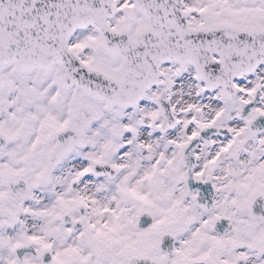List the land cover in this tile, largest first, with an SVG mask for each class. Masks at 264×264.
<instances>
[{
	"label": "rangeland",
	"instance_id": "obj_1",
	"mask_svg": "<svg viewBox=\"0 0 264 264\" xmlns=\"http://www.w3.org/2000/svg\"><path fill=\"white\" fill-rule=\"evenodd\" d=\"M114 2L121 7V12L110 21L115 28L127 26L131 34L135 35L147 24L133 0ZM185 9L189 13L188 25L191 27L219 24L229 28L264 27V0H186ZM93 32L91 29L80 32L75 37L76 48L90 65L94 64L109 73L117 74L120 60L105 52L100 44L90 40L96 38ZM52 71V74L63 72L57 67ZM14 74H18L14 66L2 71L6 86L0 91V100H20L13 87ZM259 85H262L261 103L252 110L249 117L238 120L241 109L252 99ZM185 89L191 101L182 104L183 96L181 98L180 94ZM163 90L169 91L171 99L175 94L178 95L172 106L177 109L179 125L168 133H160L162 116L152 102L153 97ZM237 91L239 92L232 99L226 97L222 89L207 92L193 70L178 73L172 64L162 68L161 83L157 89L151 90L140 105L127 110L118 107L108 109L104 104H96L94 99L82 94L83 99H87L99 111L94 128L86 136L84 148L66 160L55 171L48 184L40 182V179H31L33 183H30V188L21 199L8 198L6 189L2 193L4 186L0 180V206L13 209L19 215L16 222H7L0 231V264H68L73 259H81L83 264H98L101 261L100 255L122 252L125 241L141 232L137 223L138 217L144 212L154 215L152 228L147 233H151L153 227L157 226V249L163 231L174 233L177 230L179 244L184 243L183 240L193 239L198 242L204 239L203 218L194 201L197 191L188 189L187 167L183 164L182 157L188 142L192 141L190 138L193 135L197 137L203 129L201 127L207 124L225 127L230 136L219 141V149L202 146L197 151L196 173L201 176L208 169V176L215 180L219 188L216 195L218 207L219 203L227 201L233 207L232 212L237 217H242L240 224H245V221L249 229L242 228L238 233L241 244L253 249L251 242L261 234L259 228L264 225L263 219L255 220L250 209L251 196L257 195L259 189H264V183L255 184L253 181H259L255 178L257 175L264 176V161L261 164L258 160L264 154V135L260 138L252 137L247 126L259 113H264V65L259 73L238 83ZM66 101L67 105H63V108L69 106L68 99ZM77 106L75 104V110ZM0 113L6 117L3 121L9 123L11 114L1 109ZM122 126L126 128L124 135L119 133ZM143 128L150 130L151 141L148 145L138 146L137 135ZM170 133L174 135L169 141ZM234 139L237 140L234 144L237 151L241 147L246 148L241 156H238L237 151L230 155L226 152L228 144ZM117 146H122L120 151ZM217 153L218 158L215 160ZM77 160L85 165L77 167ZM97 160L109 161L116 166V177L111 179L89 173ZM227 160H233L237 168L242 165L243 170L237 176L228 168V175L217 177L215 165L220 170L225 167L223 164ZM4 165L5 163L0 162L1 170ZM232 170L235 171L234 168ZM227 177L230 178L229 183ZM74 178L80 181L77 189L71 188ZM242 193L245 199L248 198L247 202L243 200ZM81 204L87 208L84 214L79 211ZM66 211L82 222L81 228L73 229L71 224L60 222V216ZM30 221L36 223L33 228L29 226ZM195 222L199 225H195ZM186 224L193 231L184 237L182 232L185 231ZM250 229L257 233L252 235ZM206 232L211 235L209 225H206ZM28 240L38 243L37 252L26 254L24 261L19 262L14 249ZM116 244L121 248H117ZM45 251H50L53 255L49 262L43 261Z\"/></svg>",
	"mask_w": 264,
	"mask_h": 264
},
{
	"label": "water",
	"instance_id": "obj_2",
	"mask_svg": "<svg viewBox=\"0 0 264 264\" xmlns=\"http://www.w3.org/2000/svg\"><path fill=\"white\" fill-rule=\"evenodd\" d=\"M135 1L151 21V26L143 31L137 40L127 38L125 30L113 31L109 27L107 19L120 10L111 4V0H0V70L12 61L21 70H33L36 67L49 69L56 63H62L67 69L64 76L66 85L76 83L94 94L100 102H106L110 108H130L144 99L147 90L159 84L160 66L173 60L181 67L186 63L193 64L208 90L224 86L231 92L230 95L234 93L233 82L257 70L264 61L262 28H236L233 34H228L223 26L189 29L186 26L187 13L182 10L184 0ZM54 2H57V5ZM46 11H49V14ZM163 22L168 23L170 27L166 28ZM88 26L95 27L101 33L107 50L123 58L119 77L90 68L73 54L69 47L71 36L77 29ZM147 31L156 32L153 34L156 38L152 43H149L151 39ZM154 101L164 116L161 130L165 132L174 128L177 122L170 100L163 94ZM96 117L97 113L91 112L89 106H80L77 134L86 129L88 118ZM260 121L264 123V118ZM262 128L264 124L256 126L255 131ZM199 141L200 137L192 141L184 154V161L189 165L190 188L199 187L197 204L208 208L213 204L214 190L208 191L205 183L197 181L193 173L196 160L194 152ZM7 142V139L0 137V146ZM73 142L68 144V149ZM65 146L61 140L50 168L60 162L64 155L58 153ZM104 166L107 168L104 169ZM50 168L48 167L46 175ZM93 171L100 176L108 174L111 177L117 172L116 168L101 162L96 163ZM77 185L78 181L75 180L73 186ZM11 186L17 196L25 190L24 181L14 182ZM7 214V211L0 210V229ZM140 219V226H145L149 224L152 216L143 214ZM61 220L69 222V213L63 214ZM34 245L35 243L28 242L17 247L20 261L25 253L35 252ZM162 245L165 250H170L173 237L166 234ZM49 259L50 254L45 253L44 260ZM70 264H81V261L75 260Z\"/></svg>",
	"mask_w": 264,
	"mask_h": 264
},
{
	"label": "flooded vegetation",
	"instance_id": "obj_3",
	"mask_svg": "<svg viewBox=\"0 0 264 264\" xmlns=\"http://www.w3.org/2000/svg\"><path fill=\"white\" fill-rule=\"evenodd\" d=\"M92 31H94L93 34L96 38L93 37L90 40L96 42L95 44H101L99 34L93 29ZM58 68L64 70L62 66H58ZM35 71L38 73L14 76L13 82L20 83V88L16 90L20 100H13L12 98L0 100V108L2 103L9 104L11 114L9 123H7V121H3L6 117L0 113V131L8 135L10 139L9 144L0 150V162L5 163L4 169L2 168L3 171L0 169V180L4 186V189L1 190L2 193L5 189L6 193L9 192V182L13 178L26 179L29 188L31 179L41 177L50 153L57 144L56 135L58 131L70 128L76 123L77 110L74 109L75 104L88 102L87 99H83L81 90L77 86H72L69 89L62 88V74H52V70L49 73H42L40 70ZM79 96L81 101H79ZM66 99L69 101V106L63 108L67 105ZM93 108L95 109V105ZM93 127L94 125L90 126L85 136L92 131ZM261 135L264 133L257 135L256 138H260ZM215 139L223 140V138ZM205 147L210 148L211 146L204 144ZM216 149L217 147L214 148V150ZM243 149L241 147L237 151L234 145H231L229 155L235 154L237 151L238 156H241L242 151H245L246 148ZM78 151L79 148H73L65 160ZM226 152L228 154V151ZM218 154H215V160L218 158ZM221 157L217 162L220 161ZM258 160L263 164L264 154L260 155ZM223 165L225 167L220 170H217L219 166L215 165L217 177L228 175V168L231 173L237 176L243 170L242 165L238 164L240 168H237L233 160H227ZM233 168L235 171L232 170ZM204 173L208 176V169ZM255 178L259 179V181L253 180L255 184L264 183V176L257 175ZM208 179L219 189L215 180L211 179L210 176ZM229 180L230 178L228 183ZM257 192V195L251 196L250 209L251 214L256 218L255 220L259 221L264 220V189H259ZM244 193H242V197L247 202L248 198L245 199ZM257 199L259 200L256 201ZM245 204L248 205L249 202ZM231 208L233 207L227 201L223 204L219 203V207L218 203L215 202L212 209L203 211V217L206 221L202 230L205 238L201 241L183 240L184 243H177L175 251L165 252L161 247V238L158 244L159 249H157V227H154L151 233H147V230H151V226L144 229L139 228L141 232L132 235L131 239L125 241L122 252L100 255L101 261L98 264H264V225L262 224L259 228L261 234L256 237L254 242H251L253 249H248L241 244L242 240L238 233L242 231V228L249 229V226L245 225L247 224L245 221V224L241 225L242 217H237ZM237 209L241 210V207ZM206 225L210 226L211 235L207 234ZM217 226L219 229L224 227L225 232L219 233ZM250 233L255 235L257 232L250 229ZM230 235L231 238L233 236L232 240ZM116 247L121 248L117 244ZM137 257L141 259L132 261L133 258Z\"/></svg>",
	"mask_w": 264,
	"mask_h": 264
},
{
	"label": "bare ground",
	"instance_id": "obj_4",
	"mask_svg": "<svg viewBox=\"0 0 264 264\" xmlns=\"http://www.w3.org/2000/svg\"><path fill=\"white\" fill-rule=\"evenodd\" d=\"M185 91H186V89L184 90V92L182 94H180L181 98L183 96L182 104H186V103H189L191 101V98H189V96L186 95L187 92H185ZM177 98H178V95L176 96V94H175V96L172 98V104L175 103V101H177ZM181 107L182 106L180 105V108ZM173 135H174V133H170L169 134V137H168L169 141H170V139H171V137ZM150 141H151L150 130L145 129V128L141 129V131L137 135V144H138V146L148 145ZM84 165H85V163L81 162L80 160L76 161V166L77 167L82 168ZM35 225H36V223L34 221H30L29 222V226L30 227L33 228Z\"/></svg>",
	"mask_w": 264,
	"mask_h": 264
}]
</instances>
